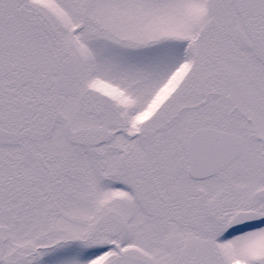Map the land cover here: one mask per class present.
I'll return each instance as SVG.
<instances>
[{
  "label": "rangeland",
  "instance_id": "374dc122",
  "mask_svg": "<svg viewBox=\"0 0 264 264\" xmlns=\"http://www.w3.org/2000/svg\"><path fill=\"white\" fill-rule=\"evenodd\" d=\"M236 5L0 0V264H264V226L226 228L264 212V71ZM200 127L242 152L193 179Z\"/></svg>",
  "mask_w": 264,
  "mask_h": 264
},
{
  "label": "water",
  "instance_id": "95a60500",
  "mask_svg": "<svg viewBox=\"0 0 264 264\" xmlns=\"http://www.w3.org/2000/svg\"><path fill=\"white\" fill-rule=\"evenodd\" d=\"M240 137L234 133L213 128H199L192 132L186 142L187 172L192 178L200 179L224 169L241 152ZM256 220L263 221L264 214L238 212L228 227H236Z\"/></svg>",
  "mask_w": 264,
  "mask_h": 264
},
{
  "label": "flooded vegetation",
  "instance_id": "af4514ba",
  "mask_svg": "<svg viewBox=\"0 0 264 264\" xmlns=\"http://www.w3.org/2000/svg\"><path fill=\"white\" fill-rule=\"evenodd\" d=\"M235 2L237 3L236 6L238 8V11L241 13L243 20H245L243 22L244 23L243 27L246 29V32L244 34L245 37H247L246 50L248 51L247 54L249 55V61L252 56L256 61L255 62L250 61L251 65L255 66L256 68L257 66L260 65L261 71L262 70L264 71V0H235ZM245 37H241V38L245 39ZM234 38L235 37H233V39ZM241 38L239 37V39ZM249 211H257V210H248V212ZM259 212L264 213L262 211ZM230 219L231 218H229V220ZM259 226L260 227L264 226V221L262 222L256 221L236 229H227V230L229 232H233L237 230L238 231L242 230L243 228L246 227L250 229H254V228H258ZM174 250L170 249L167 252V255H165L167 260L171 261L170 264H186L187 260L184 259L186 258L185 256L187 255V251L186 250L184 251L183 249L175 250V251Z\"/></svg>",
  "mask_w": 264,
  "mask_h": 264
}]
</instances>
